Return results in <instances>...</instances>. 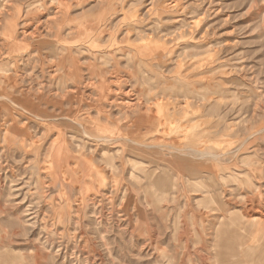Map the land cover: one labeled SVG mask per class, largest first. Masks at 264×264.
<instances>
[{
    "label": "rangeland",
    "instance_id": "obj_1",
    "mask_svg": "<svg viewBox=\"0 0 264 264\" xmlns=\"http://www.w3.org/2000/svg\"><path fill=\"white\" fill-rule=\"evenodd\" d=\"M0 264H264V0H0Z\"/></svg>",
    "mask_w": 264,
    "mask_h": 264
},
{
    "label": "bare ground",
    "instance_id": "obj_2",
    "mask_svg": "<svg viewBox=\"0 0 264 264\" xmlns=\"http://www.w3.org/2000/svg\"><path fill=\"white\" fill-rule=\"evenodd\" d=\"M64 40V39H63ZM70 40V39H69ZM62 44V43H61ZM70 57V56H69ZM68 59V58H67ZM64 60V59H63ZM69 60V59H68ZM61 62V61H60ZM59 62V63H60ZM65 62V61H64ZM70 63V62H69ZM58 64V63H57ZM70 65V64H69ZM90 67H92V66H90ZM98 67V66H97ZM106 67V66H105ZM101 68V67H100ZM56 69V68H55ZM93 69V68H92ZM99 69V68H98ZM89 70H91V69H89ZM67 71H68V68H67ZM53 72V71H52ZM58 72V71H57ZM62 72V71H61ZM65 72V71H64ZM68 73V72H67ZM61 76V75H60ZM64 76V75H63ZM68 77V76H67ZM105 79V78H104ZM67 80V79H66ZM71 81V80H70ZM56 83V82H55ZM136 83H137V81H136ZM93 84V83H92ZM109 84V83H108ZM118 84V83H117ZM91 85V84H90ZM89 85V86H90ZM98 85V84H97ZM103 85V84H102ZM110 85V84H109ZM100 86H101V84H100ZM146 86V85H145ZM118 87V86H117ZM103 88V87H102ZM107 88V87H106ZM141 88V87H140ZM145 88L146 87H144V90H145ZM148 88V87H147ZM142 89V88H141ZM150 90V89H149ZM98 91H100L99 89H98ZM139 91V93H140V90H138ZM74 92V91H73ZM107 92V91H106ZM114 92V91H113ZM129 93H131V95L133 94H136V92H134V91H128ZM151 92V91H150ZM99 93V92H98ZM118 93V92H117ZM122 93H123V91H122ZM148 93V92H147ZM57 94V93H56ZM128 94V93H127ZM125 95V94H124ZM136 95H141V94H136ZM147 95V94H146ZM201 97V96H200ZM204 97H206V96H204ZM204 97H201V99H200V101H206V98H204ZM107 98V97H106ZM134 98H135V96H134ZM133 98V99H134ZM137 98H139L138 96H137ZM153 98V97H152ZM151 98V99H152ZM99 99H100V97H99ZM130 99V98H129ZM141 99V98H140ZM100 101V100H99ZM123 101V100H122ZM129 101V100H128ZM151 102L150 100H149V98H148V100H147V104L149 103V102ZM143 102V101H142ZM141 102V103H142ZM123 103V102H122ZM134 103H135V101H134ZM140 103V102H139ZM153 103V102H152ZM146 104V105H147ZM142 105V104H141ZM143 105H145V104H143ZM150 105V104H149ZM155 105V104H154ZM129 106V105H128ZM185 106V105H184ZM131 109V108H130ZM133 109V108H132ZM145 109V108H144ZM187 110H189V112L187 111ZM199 113L200 111L199 110H194V107L192 108V107H190V105H186L185 106V108H183V110H182V116L183 115H185V114H187V115H189L190 113V115H191V117H189V118H191V119H193V117L195 116V114H197V113ZM156 116V115H155ZM158 116H159V114H158ZM189 118H184L183 117V120H186V119H189ZM182 120V121H183ZM205 130V129H204ZM210 131V130H209ZM186 134V133H185ZM197 135H200V134H197ZM191 152V151H190ZM200 156V155H199ZM65 164V163H64ZM188 165V164H187ZM195 168V167H194ZM187 170H185L184 168H180V169H178V173H179V175H178V173L177 172H175V171H173V172H175V174L176 175H178V177H183L184 175H186V174H190V175H193L195 172H194V169L192 168V165H190L189 166V168H186Z\"/></svg>",
    "mask_w": 264,
    "mask_h": 264
},
{
    "label": "crops",
    "instance_id": "obj_3",
    "mask_svg": "<svg viewBox=\"0 0 264 264\" xmlns=\"http://www.w3.org/2000/svg\"><path fill=\"white\" fill-rule=\"evenodd\" d=\"M256 225H258V224H256ZM246 252H247V251H246ZM246 252H245V253H246ZM243 255H245V254L243 253Z\"/></svg>",
    "mask_w": 264,
    "mask_h": 264
}]
</instances>
